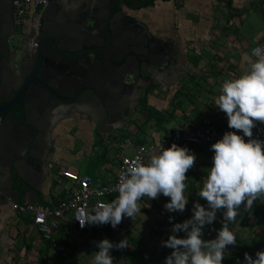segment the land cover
Segmentation results:
<instances>
[{"label": "clouds", "instance_id": "obj_1", "mask_svg": "<svg viewBox=\"0 0 264 264\" xmlns=\"http://www.w3.org/2000/svg\"><path fill=\"white\" fill-rule=\"evenodd\" d=\"M251 55L256 59L248 58L249 70L238 78L225 79L215 99V106L227 116L228 128L236 131L226 132L211 145L212 167L198 192L207 208L194 203L192 218L173 225L172 234L162 242V246L172 249L165 264H222L226 248L236 244V235L229 225L236 221L239 208L244 205L246 211L250 210L264 196V141L253 138L257 123L264 124V50L255 48ZM237 131L243 136L236 134ZM195 161L194 153L175 143L167 149L161 148L147 163L136 156L112 189L118 197L109 203L99 202L93 212L78 218L81 228L109 223L115 228L124 217L140 214L139 201L145 196L155 200L162 194L170 198L164 205L167 212L183 213L189 203L185 195L186 173ZM218 210H226L222 228L215 239L206 241L202 239L203 229L213 224ZM181 232L184 238H178ZM96 246L99 251L93 264H113L111 250L124 249L128 243L122 240L113 244L103 239ZM255 256L253 259L245 253V264H264V251H258ZM236 264H241L239 259Z\"/></svg>", "mask_w": 264, "mask_h": 264}, {"label": "flooded vegetation", "instance_id": "obj_2", "mask_svg": "<svg viewBox=\"0 0 264 264\" xmlns=\"http://www.w3.org/2000/svg\"><path fill=\"white\" fill-rule=\"evenodd\" d=\"M53 1L54 9L50 6V1L47 0L45 6L47 11L44 12L43 10L40 15L36 34L30 30L29 26L20 28V32L15 26L8 29L10 33L15 35L7 40V52L3 56L6 61L4 69L7 73L3 77L5 82L11 85L16 84L20 80L21 71L27 79L36 70L37 64L39 68L36 70V77L38 75L43 77L54 76L62 83L71 80L70 77L79 72V65L60 59L57 53H64L62 49L66 47H75L74 38L68 37V34L89 35L90 28L95 27V19L105 16V14L107 16V12L104 8L99 11L95 6H88V3L82 0ZM143 1L145 0H125V2L116 0V8L111 23L114 36L104 40L106 48L101 54L106 56L107 61L101 60L103 62L101 64L95 62L94 56L85 52L86 48L70 52L71 55L81 53L78 58L84 59L89 67L95 68V70L98 68L97 71L101 75L100 85L95 84V81H89V77L86 78V81L93 86L102 85L106 87L113 76L116 79L111 87L116 93L110 92L107 101L111 113L109 119H111L114 127H119L113 132L101 133L107 128L97 124L106 117V112L109 111L106 102L101 107L96 102L94 103L92 96V98L86 96L82 101L70 103L68 108V111L76 110L90 114L85 122L94 123L90 129L96 142L100 144L98 153L105 151V140L108 143L120 141L124 136L123 131L126 129V125H139L138 115L140 114V117L143 118L145 112L144 98L148 91L156 88L158 75L169 74L176 70L184 72L185 70L181 64L184 58L188 56V48L185 41L181 42L182 37L178 33V26L167 28L163 23H160V17L155 11L156 6L154 5L159 0H150L141 6ZM81 20L85 21L84 24L80 23ZM102 22L105 29L106 21L102 20ZM173 24L175 26L177 23ZM93 41L97 40L94 39ZM87 42L90 40L87 39ZM83 68L84 66H82ZM30 85L32 86L33 82ZM37 88L35 87V89ZM63 105L69 104L58 102L55 109L58 110ZM123 107H127L125 119L120 120L118 117H120ZM13 116L17 117L15 114ZM53 122L52 120H45L36 127L35 133L31 134L32 148L36 147L43 152L42 167L45 165L48 156L54 153L56 149L53 133L57 126ZM21 127L22 124L13 121L9 131L16 133L22 129ZM6 143L11 142L8 139L5 141ZM28 152L27 154L31 159L37 160L36 156H32L33 152L38 155L37 152L32 151L31 154V150ZM28 167V171H32L30 165ZM18 168L20 166L17 160L6 161L3 157L0 158V183L9 187L15 184H23V180L18 177Z\"/></svg>", "mask_w": 264, "mask_h": 264}, {"label": "crops", "instance_id": "obj_3", "mask_svg": "<svg viewBox=\"0 0 264 264\" xmlns=\"http://www.w3.org/2000/svg\"><path fill=\"white\" fill-rule=\"evenodd\" d=\"M82 1H86L91 7L97 4V0ZM260 7H262L261 3H259ZM238 12L239 10L231 13ZM232 36L236 37L233 34ZM245 43L248 47L246 41ZM256 45L264 46V42L257 43L253 47ZM248 58L253 61L256 59L251 53L240 52L234 54L188 53L181 64L185 67L184 72L176 70L157 76L156 88L148 91L144 98L145 112L143 118L140 114L138 115V120H141L138 122L139 125H126L123 131L124 136L120 141L108 143L105 140L106 149L102 153H98L100 144L91 134L90 128L94 123L85 122L90 114L76 110L68 111L70 105L55 109L53 117L49 119L57 126L53 138H55L57 150L66 155L59 157L54 154L52 158H47L43 166L44 179L38 185L39 189H34L23 181V184H15L12 187L3 186L0 183V264H43L42 260L49 264V258L53 254V244L50 242H54L63 235H74L69 231L74 229L71 225L62 231L52 233L51 240H45L30 219L15 214L10 207L13 202L37 203L47 207L57 205L71 189L69 181L62 178V171H71L81 176L87 175L92 178L96 186H102L115 178L119 144L126 138L136 144L156 143L170 135L169 132L183 129L188 122L228 128L227 116L215 106V99L220 95V88L225 79L238 78L249 70ZM97 70L98 68L92 72L89 81H95L98 85L101 75ZM92 100L96 102L93 98ZM172 102L180 105L173 107ZM126 108L123 107L118 117L120 120L125 119ZM172 122L175 124L174 128H167V125ZM257 125L264 124L257 123ZM147 135L152 138L150 141L145 140ZM65 146L66 151L62 148ZM111 146L115 147L113 162L106 158L108 148ZM192 146L182 145L181 147L200 152L198 148ZM87 156H93L96 161L88 162ZM50 159L56 161L55 164L53 162L49 164ZM57 161L64 167L57 165ZM196 161L203 162L197 158ZM189 173L190 170L186 173V183L190 185ZM8 213H10L9 217ZM82 234L84 233H78L77 237ZM74 236L76 237V234ZM46 243L50 247H46Z\"/></svg>", "mask_w": 264, "mask_h": 264}, {"label": "rangeland", "instance_id": "obj_4", "mask_svg": "<svg viewBox=\"0 0 264 264\" xmlns=\"http://www.w3.org/2000/svg\"><path fill=\"white\" fill-rule=\"evenodd\" d=\"M155 3V11L159 14L160 23L167 28L178 26L181 42L185 41L186 47H189L188 53H250L253 45L264 42V11H261L264 9V0H230L229 5L218 0H176L175 2L159 0ZM259 3L262 4L260 8ZM237 10H239L238 14L231 13ZM173 23L177 24L174 26ZM20 31L21 29L18 28V32ZM138 121L141 122L140 119ZM174 126L172 122L167 128L172 129ZM151 139L149 135L145 136V140ZM62 148L67 150L66 146ZM130 151L132 150L127 149V154ZM190 151L203 162L195 161L194 167L190 169L191 184L186 183L185 192L189 203L183 213L167 212L164 205L170 202V198L162 194L155 200L145 196L139 201L140 214L133 218L124 217L115 228L110 223L104 224L94 233H85L78 237V232L70 229L69 231L76 234V237L72 234L63 235L60 237L62 239L58 238L59 240L50 242L53 244V254L49 258V264H93L94 255L99 251L96 244L103 239H108L113 244H118L122 240L128 243V247L123 250L116 248L111 250L113 264H130V261L126 262L125 255V252L130 251L135 253L136 264H165V259L171 254L172 249L162 246V242L172 234L173 225L192 218L194 203H200L207 208L206 201L198 196V192L207 178L208 169L212 167L213 157H207L202 152L191 149ZM114 153L115 147L108 148L106 158L111 162L115 160ZM54 154L59 157L66 155L58 151L57 147L48 157L52 158ZM50 160L49 164L51 162L55 164L56 161ZM87 160L91 163L96 161L93 156H87ZM58 163L57 161V165L64 167ZM224 211L226 210H218L213 224L205 225L202 239L207 241L216 238L218 230L222 228ZM238 211L236 221L229 225L236 235V244L226 248L222 264H236L237 259L241 264H245V253L255 259L258 251H264V196L257 199L250 210L246 211L244 205H241ZM9 215L10 213L7 214L8 217ZM107 229L110 230V235H107ZM177 235L178 238L185 236L182 232Z\"/></svg>", "mask_w": 264, "mask_h": 264}, {"label": "water", "instance_id": "obj_5", "mask_svg": "<svg viewBox=\"0 0 264 264\" xmlns=\"http://www.w3.org/2000/svg\"><path fill=\"white\" fill-rule=\"evenodd\" d=\"M49 1L50 6L54 9V1ZM121 1L125 2V0ZM148 1L150 0L143 1L141 6L145 5ZM95 7H97L99 11L101 8H104L107 12V16L105 14L103 17L100 16V18H96L97 20L95 19V27L90 28L89 35L82 36L79 33L72 35L68 34V37L74 38L75 47H66L62 49L64 53H57L60 59L70 61L74 65L80 66L78 67L79 72L70 77L72 78L71 80L65 81L67 83H62L54 78V76L43 77L38 75L36 77V70L39 68L37 64L36 70L31 76L25 79V75L21 71L20 80L16 82V84L11 85L3 80L4 75L7 74L4 69L6 61L3 57L7 52V40L15 35L8 31L9 28L14 26L12 21L11 0H0V116L2 119L0 123V158L3 157L6 161H12V159L17 160L20 166V168L17 169L18 177L22 179L25 184L34 187V189H39L38 185L44 179V171L41 164L43 161V152L36 147L32 148L33 141L31 140V134L35 133L36 127L45 122V120H49L53 117L58 102L70 105V103L82 101L86 96H92L99 106L103 107L105 105L104 102H106L108 107L107 101L109 93H116V91L111 88L116 82L114 76L109 80L108 86L106 87L102 85L98 87L96 85L93 86L86 81V78L92 75L95 68L89 67L87 63L84 62V59L78 58L81 53L78 55L70 54V52H74V50L86 48L85 52L92 54L95 58V62L101 64L103 63L102 61H107L106 56H102L101 54L106 48L104 40L108 39L110 36H114L111 23L116 8V0H97ZM45 11H47L46 8L44 9V12ZM102 20H104V22L106 21V30L104 29ZM84 22V20H81L80 23L84 24ZM87 39L90 40V42H87ZM94 39L97 41H93ZM23 48L25 49V46H23ZM82 66H84L83 69ZM32 82L34 86L30 85ZM101 84H103V82H101ZM35 87L38 88L35 89ZM14 107H16V109H13ZM14 114L17 116L16 118L13 116ZM110 114L109 109V111L106 112V117L100 123H97L100 127L107 128L101 133L108 134L113 132L114 129L119 128L112 125L111 119H109ZM13 121L22 124V129L18 130L16 133H10L9 131ZM169 134L171 135L172 132H169ZM8 139L11 143L5 144V141ZM16 149L18 150L16 151ZM28 150H31L30 154L32 151L38 153V155L34 152L32 153V156H36L37 160L29 157L27 154L29 153ZM28 165L32 168L30 172L28 171Z\"/></svg>", "mask_w": 264, "mask_h": 264}, {"label": "built area", "instance_id": "obj_6", "mask_svg": "<svg viewBox=\"0 0 264 264\" xmlns=\"http://www.w3.org/2000/svg\"><path fill=\"white\" fill-rule=\"evenodd\" d=\"M46 3L47 0H11L13 25L21 29L29 26L30 30L35 33ZM255 48L264 50L263 45H256L250 50V53ZM229 131L236 130L227 127L219 128L212 124L197 125L188 122L183 129L173 131L171 135L156 143L136 144L126 138L119 144L116 176L112 181L102 186H96L92 178L87 175L81 176L71 171H62V178L69 181L71 189L65 198L59 200L57 205L47 207L37 203L13 202L10 205L11 210L19 216L30 219L45 240H51L52 233L62 231L71 225L78 233H91L101 225L87 224L81 228L77 219L84 218L88 213L93 212L99 202L109 203L113 201L110 198L115 200L118 197V193L112 189L118 184L121 172L127 169L136 156H141L147 163L153 154H159L161 148L167 149L173 143L179 147L182 145H212ZM236 134L243 136L241 131H237ZM253 138L264 141V125H257L253 129ZM247 139L245 137L246 141ZM127 149L132 151L127 154Z\"/></svg>", "mask_w": 264, "mask_h": 264}, {"label": "trees", "instance_id": "obj_7", "mask_svg": "<svg viewBox=\"0 0 264 264\" xmlns=\"http://www.w3.org/2000/svg\"><path fill=\"white\" fill-rule=\"evenodd\" d=\"M218 1H220V2H224L226 5H229L230 4V0L229 1H225V0H218ZM152 3V2H151ZM238 14V13H237ZM172 105H173V107L174 106H178V105H180L179 103H174V102H172L171 103ZM139 144H142V143H139ZM186 146H192V145H186ZM192 147H195V148H198V150L200 151V152H203V154L205 155V156H207V157H213L214 156V152L211 150V145H205V146H192ZM23 191V190H22ZM98 229H96V230H94L93 231V233L95 232V231H97ZM107 231H108V233H107V235L109 234L110 235V230L109 229H107ZM86 233V232H85ZM84 233V234H85ZM46 247H50V245L49 244H47L46 243ZM120 250H123V249H120ZM125 255H126V262L127 261H130V264H136L135 263V253H134V251H130V252H125ZM42 262H43V264H47L46 262H45V260H42Z\"/></svg>", "mask_w": 264, "mask_h": 264}]
</instances>
